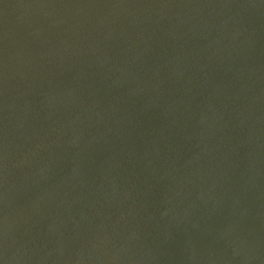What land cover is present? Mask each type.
I'll return each instance as SVG.
<instances>
[{"label": "water", "instance_id": "1", "mask_svg": "<svg viewBox=\"0 0 264 264\" xmlns=\"http://www.w3.org/2000/svg\"><path fill=\"white\" fill-rule=\"evenodd\" d=\"M0 264H264V0H0Z\"/></svg>", "mask_w": 264, "mask_h": 264}]
</instances>
